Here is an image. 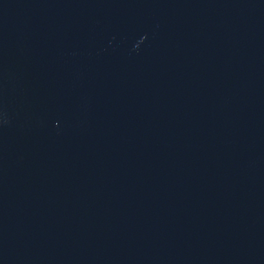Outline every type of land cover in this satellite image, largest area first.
Instances as JSON below:
<instances>
[{
	"label": "water",
	"instance_id": "water-1",
	"mask_svg": "<svg viewBox=\"0 0 264 264\" xmlns=\"http://www.w3.org/2000/svg\"><path fill=\"white\" fill-rule=\"evenodd\" d=\"M0 264H264V0H0Z\"/></svg>",
	"mask_w": 264,
	"mask_h": 264
}]
</instances>
